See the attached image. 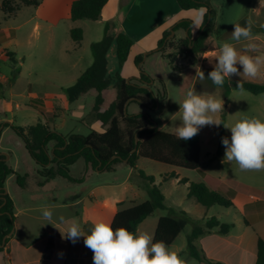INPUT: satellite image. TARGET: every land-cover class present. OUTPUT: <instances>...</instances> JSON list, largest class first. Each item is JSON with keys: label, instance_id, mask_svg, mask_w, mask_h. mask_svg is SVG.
<instances>
[{"label": "rangeland", "instance_id": "rangeland-1", "mask_svg": "<svg viewBox=\"0 0 264 264\" xmlns=\"http://www.w3.org/2000/svg\"><path fill=\"white\" fill-rule=\"evenodd\" d=\"M37 1L41 3L43 0ZM147 1L149 4L145 0H124L125 5H122L119 19L117 20L118 17L115 18L114 23L103 19L99 21L63 19L54 27H48V24L41 22L38 30L34 32H31L32 28L28 26L21 32L19 31L16 39L0 38V154L6 153V157L8 154L12 156L9 161L10 166L19 175L27 176L26 181L29 182L30 188L33 187L35 180L40 179L35 171L39 166L28 154L21 138L9 126L6 127V124L26 127L40 122L44 123L45 116H43L41 110L52 112V108L57 107L54 113L58 115L53 125L64 136L72 134L88 135L91 129L97 128L96 124L93 123L98 119V109L94 107L96 92L92 91L85 95L79 101L71 104L72 108L68 109L69 104L63 89L74 85L78 78L92 66L94 63L92 46L103 40L107 23L114 25L111 28L112 43L106 55L107 73L105 79L108 82V87L103 95L106 99L105 106L114 104L117 100L118 76L127 79L139 76L140 68L135 63L137 57L142 58L140 65L142 69L155 80L151 85H148L151 91L156 94L158 91L160 95L164 91L166 93V99L159 102L157 107L149 112L157 127L161 130L175 134V129L181 122L182 115L179 111V103L183 101L189 89H194L198 93L211 94L218 99H224L223 90L214 87L212 81L207 79L210 70L203 62L204 48L200 49L195 56L187 57L188 53H183L186 49L184 41L187 37L186 33L185 36L181 35L180 38H177L179 33L176 36V31L172 27L169 28V35L162 49V54L165 57L144 50L143 46L139 44L143 37L151 34L156 27H160L165 23L166 19L164 17L167 14L177 15L178 21L191 20L194 14L192 10L180 9L177 0ZM206 1L210 3L215 11L212 16L213 25L210 27L209 36H218L220 32L215 30L214 25L220 22L223 26H226V23L230 21V8L234 5L235 0ZM2 2L3 0H0V6ZM161 2H163L162 9L160 8ZM35 11L36 8L34 7H24L18 15L10 18L5 17L0 12V28L13 27L21 23L22 20L35 16ZM75 28L83 31V40L79 45L71 37V30ZM199 29L194 32L191 31L192 40L199 37ZM172 30L175 33L174 35ZM120 32L127 34L133 41L130 56L123 68H120L117 56L116 37ZM3 50L4 54L7 51L13 54L25 55L26 60L20 67L17 64L14 66L8 57L3 58L1 56ZM170 59L177 62L176 67H182V73L170 67ZM196 66H199L204 72V80L196 76ZM16 68L20 69V73L9 86L8 81L13 77V71ZM65 111L66 113L62 114ZM147 111L138 104H131L127 108L129 114ZM223 112L226 121L225 102ZM223 112L216 114V118L221 119ZM234 124L232 119L228 121L229 127ZM220 130L221 126H205L198 133L202 147L201 171H190L147 159L142 160V169L155 178V184L165 196L167 206L175 210L174 214H170L169 211H157V214L162 213L182 218L179 212H185L187 216L195 220L204 216L203 213L206 208L195 199L188 198L189 185L181 183L180 180L185 178L191 183H201L203 177L207 175L205 172L212 175L234 171V166L237 165L235 161L225 163L216 155L219 147ZM83 162V159H81L73 168L72 174L74 177H80ZM175 170L178 176L164 181V177L171 172H176ZM138 180L145 185V191L148 194L149 183L145 180ZM90 186L91 182L89 181L82 187V191L86 192ZM6 189L16 197L21 192L15 176L8 181ZM73 189L81 190V187L76 184L72 185ZM228 194H232V191H229ZM224 209V207L214 206L212 212L218 213ZM192 229V224H189L182 237L170 249L177 252L178 255L182 249L187 252L185 247L188 238L186 237L190 232L192 233ZM180 257L186 258L187 256L183 254Z\"/></svg>", "mask_w": 264, "mask_h": 264}, {"label": "crops", "instance_id": "crops-1", "mask_svg": "<svg viewBox=\"0 0 264 264\" xmlns=\"http://www.w3.org/2000/svg\"><path fill=\"white\" fill-rule=\"evenodd\" d=\"M74 1L75 0H43L41 3L38 1L40 3L38 7L26 6L21 3L19 10L10 17L18 15L24 7L36 8L35 16L24 19L21 23L13 27H6L4 29L0 28V38L16 39L19 35V31L21 32L28 26H31V32H34L38 30L41 22L48 24V27H54L63 19H71L70 12ZM123 2L124 0H109L103 8L99 20L103 19L108 20L109 22L113 21L114 23L115 18L118 17L117 20L119 19L122 5H125ZM145 2L149 4L147 0H145ZM162 4L163 2L160 3L161 9ZM230 10V21L226 23V26H223L220 22L219 24L214 25L215 30H219L220 33L218 36L214 37L210 35L203 49V62L207 65L210 71L213 70L216 63V56L218 55L223 42L233 44L237 50L241 52L245 50L248 43H254L257 46L256 50L249 54L264 55V0H235L234 5ZM131 14H129V16H131ZM4 16L7 17L6 15ZM164 18L166 21H164L165 23L163 25L156 27L151 34L146 35L139 41V44L143 46L144 50L149 52L155 50L165 33H169V28H173L176 23L180 22L178 21L177 15L172 16L167 14ZM249 18L253 21L251 40H233L231 38L233 24L240 23L244 26ZM113 25L114 24H112V26ZM178 33L179 35L177 38H180L181 35L185 36L186 31L180 29L176 31V36ZM80 43L76 44L79 45ZM155 54L165 57L162 52H155ZM1 56H3V58L7 57L4 54V50L1 53ZM14 58L19 67L23 65L26 60L25 55H20L19 53H14ZM141 63L142 61L137 66H139L140 70H143L142 66H140ZM175 64H177V62H175ZM237 67L239 68V65H237ZM179 68L180 71L178 72L182 73V67ZM240 71L242 72V68H240ZM230 80L235 82L243 80V82L247 81L264 84V66L261 67L260 75L256 78L232 76L230 77ZM106 90L102 93V103L97 107L95 103L94 107L98 109V119L97 121L92 122L96 124L97 128L91 129V131L96 130L103 132L105 129L104 126H108V124L102 126L99 122V115L103 114L112 105L105 106L106 99L103 95ZM92 91L96 92L97 97L98 92L95 89L90 90L87 94ZM223 100L226 104V125H228L230 119L236 123L245 116L257 117L264 120V93L255 95L247 91L243 94L239 91H232L229 97ZM68 104V109L72 108L69 102ZM56 108L57 107L52 108V112L41 110V113H45L46 116H50L51 114L54 116L51 121H47L46 116L43 115L45 116V121L44 123L40 122L43 124L49 122V126L55 130H57V128L53 124L58 115L54 113ZM147 112L150 111L148 110ZM65 113L66 111L62 114ZM222 137H228L230 139L231 131L225 128ZM49 148L52 152L53 143H50ZM224 154L225 147L222 144V156H220V159H222L223 162L228 163L229 161L226 159L224 160ZM2 155L6 157V153H2ZM11 158L12 156L8 154L6 162L9 166ZM81 159L83 158H80L78 161ZM142 160L144 159L140 158L137 161L136 169L131 168L126 165V163H122L117 165L114 171L108 172L93 170L83 159L84 162L81 167L82 173H80L81 175L79 178L74 177L72 174L73 168L78 163L77 161L70 168L71 176L79 179L77 182H72L61 177L45 181V179L39 174L40 166L37 164L39 167L35 171L40 179L35 180L33 187L30 188L29 182L26 181L27 176L25 175V186L20 187L17 184L21 190L17 197L11 195L7 189V192L14 202L16 226L7 248L0 253V264H93V253L90 249L84 246L83 237H81L75 244L61 238L60 231L63 232L66 230L68 224L59 223V217L63 216L69 222L74 221L79 223L83 232L88 234L95 222L103 220L110 222L112 225L113 219L118 211L131 208L149 200L148 194L145 191V185L138 180H144L139 177L140 171L149 175L141 167ZM201 167L200 171L202 170ZM13 170L17 172L15 169ZM205 173L220 182L216 188L215 185L206 181L205 177L202 176V182L206 183L211 190L217 189L219 193L225 196L229 195V191L233 192L234 195L232 201L234 206L230 208L224 207L225 209L223 211L214 213L212 212L214 206L207 208L201 204L206 208V211L203 213L204 216L198 220H208L212 217H216L221 224H232L233 227L226 235L218 233L219 228H216L212 233L198 239L197 245L204 251L207 258L216 262H221L223 264H256L258 239L261 237L264 240V170L241 171L238 165H236L234 166L233 172L226 171L212 175L207 172ZM176 174L178 176L177 171ZM14 176L15 175L13 174L7 178L6 188L8 181ZM89 181L91 182L89 190L83 192L82 187ZM190 183L191 182L188 180V183L185 184L189 185ZM76 184L81 187V190H72V185ZM45 205H47L49 210L53 212L55 227L51 224H47L49 222L42 216V209ZM163 216L166 215L156 213L154 216L147 218L138 226V231L147 232L154 237L159 220ZM20 218L22 219L21 221ZM184 231L169 247L175 245V243L182 237ZM189 234L186 238H188ZM49 241H52L53 243L50 259L45 263H41L42 256ZM185 248H187V243ZM35 249H37L36 252ZM183 250L184 249L179 253V256L183 254L186 255L187 257L185 259L189 261L190 264H194L193 262L201 264L190 259L187 252Z\"/></svg>", "mask_w": 264, "mask_h": 264}, {"label": "trees", "instance_id": "trees-1", "mask_svg": "<svg viewBox=\"0 0 264 264\" xmlns=\"http://www.w3.org/2000/svg\"><path fill=\"white\" fill-rule=\"evenodd\" d=\"M109 0H75L71 6L70 16L72 20H91L100 19L102 10ZM38 7L40 3L36 0H3L0 11L10 17L20 8V5ZM180 9L188 11L198 9L201 5L207 7V14L203 19V26L199 29V37L191 39V20L184 19L173 26L174 31L189 29V36L184 41L187 57L195 56L196 53L205 47L209 37L210 27L213 25V15L215 11L210 3L206 0H177ZM210 19V21H209ZM112 23L105 26V35L101 42L92 46L94 63L88 68L76 81L63 92L68 102L74 103L90 90L95 89L98 92L96 97V107L102 103V93L108 87L106 81V55L112 43L111 37ZM264 32V29H263ZM169 33L159 41L156 50L151 52H162ZM71 37L76 43L83 40V31L79 28L71 30ZM206 40V42H205ZM205 42V43H203ZM117 56L119 66L122 68L130 55L133 41L125 33H119L116 37ZM182 53V54H183ZM5 55L11 60L14 66L17 61L14 54L5 52ZM170 56V55H169ZM194 60V59H193ZM142 61L141 57L136 58L138 65ZM175 60L170 59V67L175 71H180L176 67ZM20 69L13 71V77L8 81V85L17 79ZM153 78L144 70H140L138 78L132 77L124 79L118 76L117 87L118 97L114 104L110 106L103 114L99 115L100 125L104 126L103 132L92 130L88 135L72 134L64 136L57 130L46 124L20 127L6 124L18 137L24 142L25 148L31 158L40 166L39 174L49 181L57 177L77 182L79 179L71 176V166L80 158H83L87 165L93 170L112 172L116 166L122 163L133 169L137 167V161L142 159L162 163L171 167L186 169L190 171L200 170L201 167V142L199 134L194 138L184 141L179 140L175 134L164 131L155 127L156 123L149 112H140L129 114L125 107L131 104H138L141 107L153 111L158 103L166 99V93H153L144 86L151 85ZM237 82L225 79L223 87V97L227 99L232 91H239L236 88ZM214 87H217L213 85ZM243 87L247 92L252 94L264 93V84L254 82H243ZM43 115L46 116L45 113ZM54 115L46 116L47 121H51ZM221 120L225 123V113L223 112ZM219 147L217 156H222L221 138L224 132L223 124L220 125ZM1 134V133H0ZM138 138V141H136ZM53 143V151L49 148ZM135 150V151H134ZM5 156L0 154V253L5 251L11 237L7 238L3 245L4 238L8 236L16 226V216L14 213V202L6 189V180L10 175L16 176V182L20 187L25 186V176L19 175L6 162ZM139 177L147 181L150 185L148 190L149 200L144 203L135 205L128 209H123L115 215L112 227H125L135 233L138 226L147 218L153 216L157 211H169L174 214V209L166 204L165 196L155 184V178L146 175L144 172L139 173ZM177 177L176 172H171L164 177V181ZM205 180L216 186L219 180L210 175H205ZM181 183H188V179H181ZM189 198H194L203 206L210 208L218 205L225 208L234 206L232 201L233 192L229 195H222L217 189L211 190L206 183H190L188 187ZM182 218L174 215H166L160 218L155 235V241H163L170 246L176 238L184 231L188 224H192V233L187 239V254L190 259L196 260L201 264H223L213 261L205 255L204 251L197 245V240L218 229V233L226 235L229 233L232 224H221L216 217L208 220H195L189 218L185 212H179ZM53 243L49 241L46 250L42 256L41 263L50 259ZM256 264H264V240L260 237L257 243V261Z\"/></svg>", "mask_w": 264, "mask_h": 264}, {"label": "clouds", "instance_id": "clouds-1", "mask_svg": "<svg viewBox=\"0 0 264 264\" xmlns=\"http://www.w3.org/2000/svg\"><path fill=\"white\" fill-rule=\"evenodd\" d=\"M192 11L194 14L191 17V30L194 32L203 26L208 9L201 5ZM252 24L251 18L244 26L240 23L233 24L231 38L235 41H250ZM256 47L254 43H248L241 52L233 44L223 42L207 79L211 80L213 85L223 87L225 79L232 76L258 77L261 67L264 66V55L249 54L255 51ZM196 76L201 80L205 79V74L199 66H196ZM236 88L242 94L246 91L243 80L237 81ZM179 111L182 113L181 122L175 129L179 140L188 141L194 138L205 126L219 127L223 124L231 131L230 139L221 138L225 147L224 160L235 161L241 171L264 170V120L245 116L229 127L223 120L216 118V114L224 111L223 99L198 93L194 89L187 91L185 98L179 103ZM42 216L49 222L47 224L55 225L53 212L47 205L42 209ZM59 223L68 224L66 230H59L62 239L75 244L81 237L84 238V246L93 253V264H190L177 252L172 251L165 242H154V237L147 232L133 233L125 227L113 229L110 222L100 220L85 234L79 223L69 222L63 216L59 217Z\"/></svg>", "mask_w": 264, "mask_h": 264}, {"label": "water", "instance_id": "water-1", "mask_svg": "<svg viewBox=\"0 0 264 264\" xmlns=\"http://www.w3.org/2000/svg\"><path fill=\"white\" fill-rule=\"evenodd\" d=\"M209 21H210V19H209ZM189 29H190V28H189ZM189 29L186 30V36L189 35ZM172 32H173L172 34L174 35L175 33H174L173 30H172ZM173 35H171V36H173ZM171 36H169V37H171ZM195 39H196V38H195ZM144 87L148 88V89L151 91V88H150L149 86H144ZM127 108H128V106L125 107V111H127ZM155 127H157V124L155 125ZM136 141H138V138H136ZM134 151H135V150H134ZM7 158H8V156L6 157L5 160H7ZM13 233H14V230H13L8 236H6V237L4 238L3 245H5V241H6V239L9 238V237H11V236L13 235Z\"/></svg>", "mask_w": 264, "mask_h": 264}]
</instances>
